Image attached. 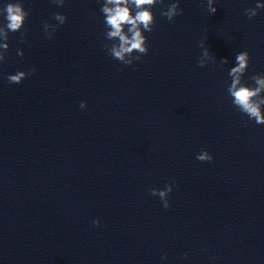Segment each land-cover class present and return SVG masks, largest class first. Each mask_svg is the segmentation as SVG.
Masks as SVG:
<instances>
[{
  "label": "clouds",
  "instance_id": "obj_1",
  "mask_svg": "<svg viewBox=\"0 0 264 264\" xmlns=\"http://www.w3.org/2000/svg\"><path fill=\"white\" fill-rule=\"evenodd\" d=\"M100 12L103 14V24L105 26L104 50L107 54L123 65H133L140 61L143 56L148 54L149 47L145 32H152L156 23L152 9L161 5L160 15L166 17L171 23L175 22V17L182 14L183 10L179 6V0H174L165 5V0H101ZM215 0H207L206 11L215 14L217 8L214 7ZM57 7H63L65 0H51ZM258 9H264V3H257L255 7L245 9V15L251 19L257 15ZM30 12L25 9L23 0H8L0 6V17L5 23H0V64H2L9 49V34L20 32V43H27V29L24 25ZM52 19L56 24L45 21L43 31L45 37L51 40L58 28L67 22V16L59 12L52 14ZM206 40L199 43L202 53L197 63L203 68L210 61L215 64L216 57L211 54L205 46ZM17 55L23 56V50L17 49ZM228 63L227 58L219 60L220 67ZM250 64V54L248 51H240L235 55V66L228 71L230 84L227 85V93L232 98V104L238 111L245 114L249 120H254L257 124L264 125V74H254L250 80L254 82L249 86L244 81V75ZM36 72L35 67L27 71L17 70L15 74H9L7 80L10 84H20L24 79ZM80 107L85 108L86 102L81 101ZM201 162H211L214 157L207 151L201 150L196 157ZM173 182L167 183L163 190L157 188L149 189L150 195L158 196L165 209L171 207L169 196L173 191ZM93 224L100 225L99 219L94 220ZM187 254L185 253V257ZM163 258H166L163 257ZM215 259V258H214Z\"/></svg>",
  "mask_w": 264,
  "mask_h": 264
}]
</instances>
